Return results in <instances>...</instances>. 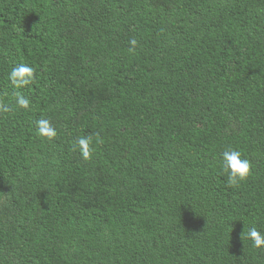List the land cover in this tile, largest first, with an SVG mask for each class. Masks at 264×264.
Segmentation results:
<instances>
[{"label": "trees", "instance_id": "obj_1", "mask_svg": "<svg viewBox=\"0 0 264 264\" xmlns=\"http://www.w3.org/2000/svg\"><path fill=\"white\" fill-rule=\"evenodd\" d=\"M258 7L0 0V264H264L246 239L264 232ZM20 63L35 79L14 90ZM42 118L54 139L37 137ZM227 146L252 164L239 187L220 168Z\"/></svg>", "mask_w": 264, "mask_h": 264}, {"label": "clouds", "instance_id": "obj_2", "mask_svg": "<svg viewBox=\"0 0 264 264\" xmlns=\"http://www.w3.org/2000/svg\"><path fill=\"white\" fill-rule=\"evenodd\" d=\"M257 17H264V7H258L255 10ZM129 51H134L137 41L132 39ZM35 70L32 66L20 63L13 66L8 72V81L14 90L24 89L33 83L35 79ZM14 103L16 108L26 110L30 106L29 100L22 94L13 92ZM11 106L0 101V113H8ZM35 133L38 138L52 140L57 136V131L48 119H39L35 121ZM83 160L87 161L92 158V139L89 136L78 137L75 144ZM220 168L226 175V182L229 187H239L245 182L252 173L251 161L244 157L242 152L231 146L225 147L220 153ZM246 239L255 249H264V232L255 226H250L246 233Z\"/></svg>", "mask_w": 264, "mask_h": 264}]
</instances>
